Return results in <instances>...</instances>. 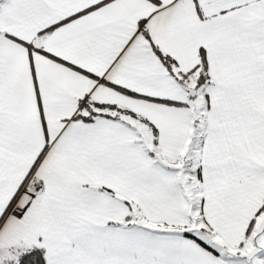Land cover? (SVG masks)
Instances as JSON below:
<instances>
[{
    "label": "snow or ice",
    "instance_id": "snow-or-ice-1",
    "mask_svg": "<svg viewBox=\"0 0 264 264\" xmlns=\"http://www.w3.org/2000/svg\"><path fill=\"white\" fill-rule=\"evenodd\" d=\"M0 264H264V0H0Z\"/></svg>",
    "mask_w": 264,
    "mask_h": 264
}]
</instances>
